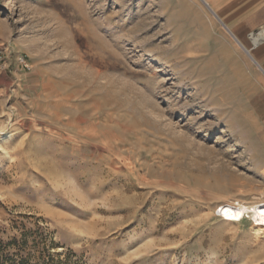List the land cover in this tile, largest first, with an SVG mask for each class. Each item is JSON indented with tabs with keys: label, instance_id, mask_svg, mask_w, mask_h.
<instances>
[{
	"label": "rangeland",
	"instance_id": "rangeland-1",
	"mask_svg": "<svg viewBox=\"0 0 264 264\" xmlns=\"http://www.w3.org/2000/svg\"><path fill=\"white\" fill-rule=\"evenodd\" d=\"M10 43L0 264H264L263 69L203 0H0Z\"/></svg>",
	"mask_w": 264,
	"mask_h": 264
},
{
	"label": "crops",
	"instance_id": "crops-1",
	"mask_svg": "<svg viewBox=\"0 0 264 264\" xmlns=\"http://www.w3.org/2000/svg\"><path fill=\"white\" fill-rule=\"evenodd\" d=\"M207 7L218 17L221 23L228 29L231 35L251 47L252 43L249 37L253 34H264V0H203ZM264 38V37H263ZM260 40L258 47L252 49L264 74V39ZM7 52L15 51L10 43L6 45ZM12 58L7 55L5 70L0 69V74L5 76L7 72H13ZM18 67V66H17ZM19 68V67H18ZM3 72V73H2ZM17 76L20 75L18 69L14 70Z\"/></svg>",
	"mask_w": 264,
	"mask_h": 264
},
{
	"label": "bare ground",
	"instance_id": "bare-ground-1",
	"mask_svg": "<svg viewBox=\"0 0 264 264\" xmlns=\"http://www.w3.org/2000/svg\"><path fill=\"white\" fill-rule=\"evenodd\" d=\"M263 37H264V34L259 33V34L251 35L249 37V39L251 40V43L254 46V45H257L260 42V40H262ZM241 46H242L243 50L250 56V58H252V60L257 63L255 57L251 54V49L246 47L244 44H241ZM230 205H233V206H230ZM223 206L227 207L226 209H227V211H229V214H231V215L234 214V215H232L233 218L229 217L228 218L229 220H228V219H225V213L222 212L224 219L227 221H235L236 220V222H240L241 219H243V215L245 213H247L249 210H251L252 216L254 217V220H255L254 221L255 224L251 226V229L255 233H257L258 235L264 236V223L260 222V221H264V201L256 202L255 205H252V204L247 205L245 203L238 202V203H236L235 206H234V203L228 202V203H225ZM237 215H238V218H235V217H237ZM233 219H235V220H233Z\"/></svg>",
	"mask_w": 264,
	"mask_h": 264
},
{
	"label": "built area",
	"instance_id": "built-area-1",
	"mask_svg": "<svg viewBox=\"0 0 264 264\" xmlns=\"http://www.w3.org/2000/svg\"><path fill=\"white\" fill-rule=\"evenodd\" d=\"M259 44V43H258ZM257 45L252 46L253 48H256ZM12 55L14 54V61L17 64V66L25 71V72H30L32 70V64L29 60V57L26 53L24 52H7L6 46L1 45L0 46V69L1 70H5L6 66H5V62L7 59V55Z\"/></svg>",
	"mask_w": 264,
	"mask_h": 264
},
{
	"label": "snow or ice",
	"instance_id": "snow-or-ice-1",
	"mask_svg": "<svg viewBox=\"0 0 264 264\" xmlns=\"http://www.w3.org/2000/svg\"><path fill=\"white\" fill-rule=\"evenodd\" d=\"M235 218H238V215H237V217H235ZM261 223H264V221H260Z\"/></svg>",
	"mask_w": 264,
	"mask_h": 264
}]
</instances>
